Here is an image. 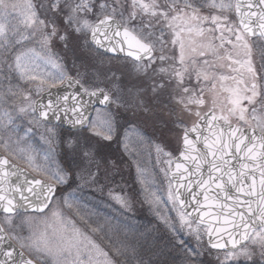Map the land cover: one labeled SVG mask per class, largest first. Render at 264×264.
<instances>
[{
  "label": "snow or ice",
  "instance_id": "snow-or-ice-1",
  "mask_svg": "<svg viewBox=\"0 0 264 264\" xmlns=\"http://www.w3.org/2000/svg\"><path fill=\"white\" fill-rule=\"evenodd\" d=\"M204 9L211 14L202 15ZM232 13L235 22L230 19ZM58 17L64 21L63 31L57 26ZM177 22L186 24L187 31L196 36L207 33L190 51L212 59H203L199 67L195 59L186 62L183 43L179 67L175 63L165 67L167 58L153 55L158 48L162 53L165 30L175 33ZM156 25H160L158 33ZM250 37L255 39L250 41ZM53 41L62 42L85 68L90 57L78 55L80 50L100 56L126 53L133 58L129 78L122 79L108 68L102 80L94 72L91 80L82 83V73L71 74L61 63L62 57L52 51ZM31 45L44 53L41 63L58 69L55 73L38 70L36 48ZM254 48L264 69V0H50L39 7L31 0L23 4L0 0V149L27 165L20 167L8 155L0 156V212L5 214L0 223V264H123L122 257L135 256V246L127 238L109 237V243L102 245L96 239L104 231L102 226L84 221L79 227L61 211L63 206L71 212L76 201L73 192L61 191L57 196L58 187L63 190L77 179L95 181L97 172L92 168L99 167L102 146L79 134L65 136L64 125L69 132L75 129L111 142L118 130L111 109L155 115L157 106L168 105L172 106L170 115L184 129L180 153L184 162L175 164L167 189L177 219L170 222L161 217L165 225L183 246L178 235L182 229L199 242L205 231L201 225L208 224V243L214 249H226L222 264H239L241 258L247 264H264V76L253 64ZM156 59L162 63L153 68ZM224 67L238 74L244 68L243 78L217 77L215 70ZM132 74L141 78L133 82ZM217 79L236 84L224 89L230 97L223 106L218 104ZM209 80L213 81L208 89L209 109L202 114L206 100L201 81ZM53 89L58 90L56 94ZM44 92L46 97L41 95ZM93 104L105 107L103 119H89L88 108ZM177 109L194 118L190 127ZM34 129L42 130L40 139L49 146L42 161L30 144ZM57 145L72 157L67 167L48 164ZM29 169L43 178L30 176ZM194 186L204 193L202 200L192 191ZM116 199L122 209L131 211L128 200ZM145 199L150 206L160 201L151 191ZM45 209L48 213L39 221L45 227L38 230L37 221L27 213H44ZM221 216L232 231L216 228L215 233L227 232L230 246L211 239L213 228L205 219L219 221ZM183 250L185 264H199V251Z\"/></svg>",
  "mask_w": 264,
  "mask_h": 264
},
{
  "label": "rangeland",
  "instance_id": "rangeland-1",
  "mask_svg": "<svg viewBox=\"0 0 264 264\" xmlns=\"http://www.w3.org/2000/svg\"><path fill=\"white\" fill-rule=\"evenodd\" d=\"M14 2L23 4L25 3V0H14ZM31 2L36 5V0H31ZM49 2L50 0H40L39 4L47 6ZM37 7H39V5H37ZM40 12L44 13V9H40ZM47 15L50 16L51 14L48 13ZM56 23L61 31L65 29L62 18L58 17L56 19ZM158 27L160 26L156 25L154 30L156 31ZM169 31L170 30L167 29L166 33L164 34L165 42H169L171 39ZM178 38L179 40H176L178 43H176L174 47H168L166 46L168 43H165L162 53H164L166 56H177V61L179 62L181 56L180 44L182 43V40L180 37ZM75 43L76 38L73 36L72 44L75 45ZM31 47L36 48L35 62L39 65L38 70L40 72L55 73L58 70L51 65H45L41 63V58L44 56V53L41 52L39 47L36 45H31ZM51 47L54 53H57L60 57H62L61 63L64 65L66 70H68L71 74H75L76 70H79L82 73V83H84L85 80H91L94 72L98 79L102 80L103 73L108 68L117 71V74L120 75L122 79L129 78L128 74L131 71V67L128 64L119 62L120 60H115L104 55L100 56L97 52L85 53L84 50H80L78 55L86 54L88 57H90L88 67L85 68L81 66L80 61L77 60L75 56H73L72 52L64 48L62 42L53 41ZM158 51L161 52L159 48ZM207 58L212 59L210 56ZM192 59H195L196 64L200 65L201 61L203 60H200L198 57H192ZM74 61L75 66L73 64ZM98 61H100V63L96 68H94V65H97ZM253 64L257 73L261 75V71L258 70L259 66L257 64L256 58L255 61L253 59ZM166 65L168 66L167 63H165L164 66ZM152 67L155 68L157 66ZM220 69L221 68H217L215 70L216 75L220 76V74H222L225 76L224 73H221ZM140 78V74H132L131 76V80L133 82ZM212 83V80L206 82L201 81V87L205 89V93H208V103L206 101V106L203 105L200 109L202 114L208 111L206 107L209 108L211 94L209 93L208 89L211 88ZM33 99H36V97L33 96ZM17 103L23 105V101H17ZM218 104L221 105L220 100H218ZM169 106L164 107L163 112L155 111V115H153L149 120L147 116H144L141 120V117L139 118L140 113L133 114L134 116H132L130 114L133 113L132 110H128L126 112H117L116 110L111 109V111L115 112L116 119L118 121L117 134L111 142L101 141L98 137H93L87 132L77 133L82 138H88L92 143H99L102 145L97 158L99 167L97 169L94 165L92 168L93 171L97 172V177L95 181L77 179L74 180L69 186H65L63 190L59 188V193L57 196L61 195V191H63L64 194L73 192L76 201L71 212L63 206H61V211L70 216L72 219H75L77 226L79 227L84 226V221H87V223L92 227H96L97 225L102 226L104 231L97 234L96 236L97 241L102 245H107L109 243V237L113 240H123L127 238L129 242L133 243L135 246V256H133L132 253H129L125 257H122L121 259L123 264H139L140 261H143V264H153L155 260H159V257H155V252L159 249L158 245L162 242H165L167 247L177 250L172 254H169L170 256L174 255V257H171L167 261L168 263L170 261L172 262V260H176L175 258H178V256H181L182 262H180V264H185L186 256L183 249L189 248L200 252L199 257L196 258L199 264H222L224 253L213 252L207 247L205 228L202 227L205 229V231L201 233V239L199 242L193 235L188 233L187 229H182L178 235L179 239H183L185 243L183 246H180L177 235L169 230V228L165 225L164 220L161 218L166 217L170 220V222H175L177 219L175 208L173 207L172 203L167 200V189L170 182L169 171L172 167V163L169 165L168 161H172V159L178 155L182 144V135L184 132L183 127L178 126V124L175 122L176 117L170 115L172 106ZM157 108H159V106H157ZM106 111L107 110L99 109V116L97 115L96 111L94 120L98 118L103 119L106 115ZM176 111L186 122L187 126L190 127L194 118L192 116H190V118L185 116L190 115L189 113L181 112L178 109ZM126 120L129 121L126 123ZM130 122L133 123V126H127ZM21 126L23 127V124ZM40 131L42 130L34 129V135L31 137L30 144L31 147L39 154V158L42 161L45 153L48 152L49 146L40 139V135L38 134ZM77 134L64 131L65 136H75ZM111 143L117 145V148L123 152V154H121L123 159L120 156H116L114 159H111L108 158L106 154H103L104 149H106L105 151L110 150L108 149V146ZM125 144L127 145V149L125 148ZM21 147H26V145L22 143ZM157 148L161 149V151L157 152ZM0 151L8 155L11 159L23 167H27V165L18 157L9 155L8 153L4 152L3 149H0ZM168 153H170L171 156L166 155ZM71 160L72 157L57 145L55 152L52 154V159L48 161V164L53 168H55L57 165L67 167ZM29 171L31 170L29 169ZM130 171H133V173ZM34 174L39 176L37 173ZM130 182L138 183L142 190V200L139 204L134 200L135 198L132 195L133 187L128 184ZM94 184H104L106 185L104 187L107 189L101 191V189L104 188L103 186H99L94 189L97 194L102 196L104 193H106L107 196V201L105 200L106 197H103L101 198L99 205L92 201L88 194L90 191L88 190V187L92 189ZM147 191L154 192L156 196L160 198L158 204L150 206V204L146 202L145 193ZM83 193L85 194L84 197ZM116 197H122L128 200L132 205L131 211L122 209L121 205L117 202ZM76 213H78V215H76ZM29 215L37 221L38 230H42L45 227L43 223H39V221L44 218L45 214ZM152 216L157 220L160 230L156 232L148 231L146 232V235L143 233L141 234V228H139V226L133 222V217L135 220L142 223L143 226L149 225L150 230H153L151 228L152 223L150 222V218ZM80 217H83L84 220L82 221ZM3 218L4 216L1 217V223H3ZM165 234H167L168 237L165 236ZM145 237L147 238L146 247L142 245ZM170 240H172L173 244L169 242ZM218 256L220 257L219 261L217 260ZM239 264H247V262L241 258Z\"/></svg>",
  "mask_w": 264,
  "mask_h": 264
},
{
  "label": "flooded vegetation",
  "instance_id": "flooded-vegetation-1",
  "mask_svg": "<svg viewBox=\"0 0 264 264\" xmlns=\"http://www.w3.org/2000/svg\"><path fill=\"white\" fill-rule=\"evenodd\" d=\"M160 2L161 3H163V2H165V0H160ZM36 5H40L39 3H40V0H36ZM19 11V10H18ZM202 15H210L211 13H210V10H208V9H204V10H202V13H201ZM230 19L232 20V21H236V16H235V14L234 13H232V14H230ZM157 26H160V25H157ZM205 27H207V25H204ZM184 29V30H181V29ZM159 30H160V27H158V29L156 30L157 32H159ZM167 30V29H166ZM166 30H165V33H166ZM164 33V34H165ZM175 33H178V35L177 34H175ZM175 33L172 31V30H170L169 31V34H170V36H171V39H170V41L169 42H165V43H168V45H166V46H168V47H174V45L176 44V43H178V41H176V40H179V38L178 37H180V39L182 40V43L184 44V57H185V61H186V58H187V62H189L190 61V59H192V57H198V58H200V60H202V59H205V58H207V57H200V56H198L196 53H194V52H191L190 51V48L192 47V46H199V44L201 43V42H203L204 40H205V37H207V33H205V37H200V36H196L194 33H189L188 31H187V25L186 24H184V25H182L181 23H179V22H177V27H176V29H175ZM165 36V35H164ZM209 39H214V38H212V37H208ZM250 39V41L251 40H254L255 38H249ZM173 41H175V43H173ZM214 42L215 43H218L219 41L218 40H215L214 39ZM161 54H163L167 59L163 62V65H165V63H167L168 64V66L170 65V64H173V63H175L176 64V66L177 67H179V62L177 61V56H174V55H165L164 53H161L160 51H158V49L153 53V55L154 56H156V57H158L159 55H161ZM256 58V61H257V64H258V66H259V69L258 70H260L261 71V75L262 76H264V69H262L261 68V64H262V61H261V56H260V53H259V51H257V50H255V48H254V52H253V59H254V61H255V58ZM115 60H120L119 62H121V63H125V64H128V65H130V67L132 68V60H130V59H127V58H124V59H117V58H114ZM241 59L243 60V57H241ZM161 61L159 60V59H156V61H155V63L152 65V66H160L161 65ZM196 66L197 67H199L200 66V64H196ZM165 67H167V65L165 66ZM221 70V73H224L225 74V76H235L236 78H237V80H239V79H241V78H243V74H244V68H240V72H239V74L237 73V72H235V71H232V70H230L229 68H227V67H224V68H221L220 69ZM136 75H139V74H136ZM220 75H222V74H220ZM136 77V76H135ZM218 77V76H217ZM216 83H217V88H216V93H217V98H218V100H220V102H221V105L223 106V105H226L227 103H228V99H229V97H230V93L229 92H227V91H224V89L225 88H234V87H236V84L232 81V80H224V81H219L218 79H217V81H216ZM257 83H258V85L260 84V81L258 80L257 81ZM226 86V87H225ZM204 98H205V100L207 101V103H208V93L206 92L205 94H204ZM245 104H247V101H245L244 102ZM169 106V105H168ZM167 106V107H168ZM171 106V105H170ZM169 106V107H170ZM205 106H206V103H205ZM207 109H209L208 107H206ZM179 110V109H178ZM156 111L157 112H163L164 111V108H156ZM180 111V110H179ZM126 112V111H125ZM132 116H134L133 115V113H130ZM140 116H139V118L141 117V120H142V118L144 117V116H147L148 117V120L149 119H151L152 118V116L153 115H147V114H143V113H140L139 114ZM183 115H185V114H183ZM186 117H188V118H190V116L191 115H185ZM140 120V119H139ZM129 120H126V123L128 122ZM233 123H236V121L234 120L233 121ZM241 123V125H242V122H240ZM133 123L132 122H130V123H128V125L127 126H133L132 125ZM111 146H108V148L110 149V150H107V151H105L104 150V152H103V154H120V157L123 159V157H122V155L121 154H123V152L122 151H120L118 148H117V145H114V144H110ZM131 173H133V171H130ZM132 175V174H131ZM130 176V175H129ZM134 179V178H133ZM94 183V182H93ZM129 185H131L133 188H132V195H133V197L135 198L134 200L139 204L140 202H141V198H142V196H141V188H140V186H139V184L138 183H134V182H130V183H128ZM99 186H106V185H104V184H102V185H100V184H94L93 185V188L92 189H90V187H88V190H90L89 192H88V194H89V196H90V198H91V200L92 201H94L95 203H97V205H99V202H100V200H101V198H103V197H106L105 198V200L107 201V196H106V193H104L102 196L100 195V194H97L96 193V191L94 190L95 188H97V187H99ZM104 190H107L106 189V187H104L103 189H101V191H104ZM85 196V194L83 193V197Z\"/></svg>",
  "mask_w": 264,
  "mask_h": 264
},
{
  "label": "water",
  "instance_id": "water-1",
  "mask_svg": "<svg viewBox=\"0 0 264 264\" xmlns=\"http://www.w3.org/2000/svg\"><path fill=\"white\" fill-rule=\"evenodd\" d=\"M100 51H103V50H100ZM108 55H111V56H114V57H123V58H126L127 56H126V53H120V52H118V53H107ZM128 58H131V57H128ZM131 59H133V58H131ZM75 89H72V90H69V91H74ZM53 91V93L54 94H56L57 93V89H53L52 90ZM63 89H60L59 90V93L60 94H63ZM43 96H47V93L46 92H44L43 94H42ZM97 108H105L103 105H100V104H93V105H90L89 106V108H88V116H89V119L90 120H92L93 119V116H94V112H95V110L97 109ZM64 129H66V130H68V126L67 125H64ZM72 132H76V130L75 129H73L72 130ZM195 138V135L193 134V139ZM182 141H183V139H182ZM200 145H198V147H199ZM183 147H184V145H183V142H182V148H181V151L183 150ZM181 151H180V153H181ZM180 153H179V155L174 159V161H173V168H172V170L170 171V174H169V176H170V179H171V173L175 170V164L177 163V162H181V163H183L184 161H183V158L181 157V155H180ZM2 155H4V154H2L1 152H0V156H2ZM13 162V161H12ZM14 163V162H13ZM21 167V166H20ZM28 174L30 175V176H35L34 174H32L31 172H28ZM38 178H40V177H38ZM191 179V178H190ZM173 185H174V181H173ZM182 192H183V189L181 190ZM192 191L193 192H198L199 193V195H198V198L199 199H201L202 200V197H203V192H200L199 191V189H197L195 186L193 187V189H192ZM184 196L185 197H188L189 199H190V194L189 193H184ZM243 199V198H242ZM228 203H231V202H228ZM51 205H49V207H50ZM47 211V209H45V212ZM214 211H218V210H214ZM44 212V213H45ZM28 213H36V212H32L31 210L28 212ZM1 214H4V213H2V212H0V215ZM36 214H43V213H36ZM205 219L207 220V221H209V223L211 224V226H212V228H213V232H214V234H213V236L211 237V239L215 242V241H219V242H223V243H226V244H228L229 246H230V241H229V239H228V235H227V232H224V231H221L219 234H216L215 233V229L216 228H227V230H228V232H230V231H232V229H231V227L230 226H227V225H224V223H223V221H224V217L223 216H221L220 218H219V221H217V220H213V219H211L210 217H205ZM229 219H231V217H229ZM1 223V222H0ZM202 226H204V227H208V224H204V225H202ZM209 239H210V237L208 236V234H207V244H208V246L212 249V250H215V251H226V249H214V248H212L211 247V245L208 243V241H209Z\"/></svg>",
  "mask_w": 264,
  "mask_h": 264
},
{
  "label": "trees",
  "instance_id": "trees-1",
  "mask_svg": "<svg viewBox=\"0 0 264 264\" xmlns=\"http://www.w3.org/2000/svg\"><path fill=\"white\" fill-rule=\"evenodd\" d=\"M106 155L108 156V158H111V159H114L116 156H120L119 154H106ZM150 222L152 223L151 224V228L153 230H150V226L149 225H144L143 226L142 223L138 224L139 228H141V234L143 233V234L146 235V232H148V231H154V232H156V231L160 230V226H159L157 220L153 216L150 218ZM165 236H167V234H165ZM169 242L171 244H173L172 243V240H170ZM142 243H143L142 245L144 247H146V245H147V238L146 237L144 238V240H143ZM158 246H159V249L155 252V257L156 258L159 257V260H155L153 262V264H157V261L159 262V264H180V262H182V257L181 256H178V258H175L176 260H174V261L172 260V262L170 261L168 263L167 261L171 257H174V255L173 256H170L169 254H172L173 252H175L177 250L176 249H171V248L167 247L165 245V242L160 243ZM160 253H162V255ZM161 257H163V258H161Z\"/></svg>",
  "mask_w": 264,
  "mask_h": 264
}]
</instances>
